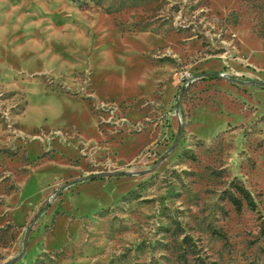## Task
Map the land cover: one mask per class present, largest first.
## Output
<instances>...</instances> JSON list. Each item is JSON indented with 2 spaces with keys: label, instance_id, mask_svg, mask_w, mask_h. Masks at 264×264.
<instances>
[{
  "label": "rangeland",
  "instance_id": "1",
  "mask_svg": "<svg viewBox=\"0 0 264 264\" xmlns=\"http://www.w3.org/2000/svg\"><path fill=\"white\" fill-rule=\"evenodd\" d=\"M90 1L0 0V264H264V0Z\"/></svg>",
  "mask_w": 264,
  "mask_h": 264
},
{
  "label": "trees",
  "instance_id": "2",
  "mask_svg": "<svg viewBox=\"0 0 264 264\" xmlns=\"http://www.w3.org/2000/svg\"><path fill=\"white\" fill-rule=\"evenodd\" d=\"M79 3L83 6H87L90 4V0H78ZM93 3L95 4H104V0H92ZM145 0H132V1H127V0H123V2H110L107 6V10L108 11H120L122 10L124 7L126 6H132V5H141L143 4ZM208 74H211L212 76H216L217 72H208ZM235 189L241 194L242 197H244L246 199V203L247 205L251 208V209H256L257 208V203L255 201V199L253 198L251 192L242 184L240 183H236L235 184ZM232 200L236 206V208L238 210H240L243 206V202L241 200V198L236 197L235 195H232Z\"/></svg>",
  "mask_w": 264,
  "mask_h": 264
},
{
  "label": "water",
  "instance_id": "3",
  "mask_svg": "<svg viewBox=\"0 0 264 264\" xmlns=\"http://www.w3.org/2000/svg\"><path fill=\"white\" fill-rule=\"evenodd\" d=\"M235 80H238V81H244V80H241V79H237V78H233ZM247 82H256V83H261V84H264V81H261V80H249Z\"/></svg>",
  "mask_w": 264,
  "mask_h": 264
}]
</instances>
